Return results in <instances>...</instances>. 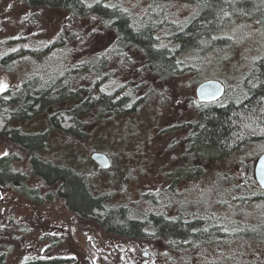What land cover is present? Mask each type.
<instances>
[{
	"label": "rangeland",
	"instance_id": "obj_1",
	"mask_svg": "<svg viewBox=\"0 0 264 264\" xmlns=\"http://www.w3.org/2000/svg\"><path fill=\"white\" fill-rule=\"evenodd\" d=\"M94 1L98 0L89 3ZM239 1L220 0L215 18L201 22L216 30L200 35L197 49L177 52L176 75L164 78L153 73L136 51L110 57L100 85L109 92L119 88V95L136 87L135 97L144 102L132 111L100 115L95 109L86 116L87 135L81 139L49 130L41 150L45 157L85 173L96 192L106 194L111 204L126 205L136 218L151 212L173 219L199 217L206 232H211L188 236L177 244L151 224L143 236L111 232L70 210L63 197L44 199L53 189L32 172L29 151L0 132V157L12 156L11 166L27 174L23 182L0 181L3 264H264V187L254 167L264 140H251L227 158L194 159L203 168L201 174L172 175L189 161L187 136L197 121L198 83L221 79L226 101L240 100L257 81L264 27L253 13H243ZM105 2L119 3L138 28L153 24V35L169 46L176 44L173 34L199 13L197 0ZM60 32L71 39L52 44ZM116 36L112 24L95 15L76 17L59 7L0 0V54L16 55L13 62L0 66V92L18 88L35 73L50 78L66 67H77L86 57L101 54ZM71 75L89 92L93 74L83 70ZM16 123L28 131L48 128L44 115ZM96 151L110 157L108 166L92 158ZM31 190L38 196H32Z\"/></svg>",
	"mask_w": 264,
	"mask_h": 264
},
{
	"label": "trees",
	"instance_id": "obj_2",
	"mask_svg": "<svg viewBox=\"0 0 264 264\" xmlns=\"http://www.w3.org/2000/svg\"><path fill=\"white\" fill-rule=\"evenodd\" d=\"M23 1L29 7L63 8L76 17L95 15L107 25L112 24L117 33L112 45L101 54H92L79 61L77 67H66L62 74L50 78L35 73L26 78L18 88L0 92V132L29 151L32 172L53 189L44 199L55 195L63 197L70 210L83 217L93 218L105 229L124 236H143L148 224L159 234H168L174 244L183 243L188 236L201 237L209 234L211 231L206 232L199 217L189 222L180 217L173 219L162 213L151 212L143 219L136 218L126 205L111 204L106 194L96 192L85 173L71 165L45 157L41 150L46 147L49 130H60L69 137L81 139L87 135L86 116L95 109L100 115L105 111H132L144 102L142 97H135L136 87L122 91L119 95V88L109 92L100 85L99 81L106 76L102 68L110 57L122 54L129 56V52L136 51L153 73L164 78L178 74V51L197 49L195 44L200 35L209 36V32H215V28L211 30L201 22L215 18L221 7L220 0H197L199 13L186 28L173 34V41L176 43L174 46L159 43L153 35V24H144L139 28L134 25L119 3L110 5L105 2L107 0L94 1L92 4L89 0ZM163 1L165 0H151L153 4ZM239 5L244 14L253 13L252 17L264 27V0H240ZM69 39L71 37L60 32L52 44H67ZM12 53L0 54V66L14 61L16 55L13 56ZM83 70L94 75L87 93L83 85H78L70 77L72 71ZM256 79V83L249 85L247 93L240 100L231 97L224 101L227 96L226 88L219 99L199 101L197 121L187 136L186 154L189 161L172 172L174 177L203 173L201 165L192 162L194 159L225 158L251 140H264V55L257 60ZM42 115L46 116L48 122V128L44 131H28L16 123ZM250 130H254V133ZM11 157H0V181L23 182L27 174L11 166ZM30 193L34 197L38 196L36 190H31ZM3 263L4 254L0 253V264Z\"/></svg>",
	"mask_w": 264,
	"mask_h": 264
},
{
	"label": "water",
	"instance_id": "obj_3",
	"mask_svg": "<svg viewBox=\"0 0 264 264\" xmlns=\"http://www.w3.org/2000/svg\"><path fill=\"white\" fill-rule=\"evenodd\" d=\"M225 89L226 85L221 79L208 78L198 83L196 94L201 101H213L222 97ZM92 158L102 166L110 164V157L105 152L96 151L92 154ZM256 176L261 185L264 186V152L257 160Z\"/></svg>",
	"mask_w": 264,
	"mask_h": 264
},
{
	"label": "flooded vegetation",
	"instance_id": "obj_4",
	"mask_svg": "<svg viewBox=\"0 0 264 264\" xmlns=\"http://www.w3.org/2000/svg\"><path fill=\"white\" fill-rule=\"evenodd\" d=\"M226 85V84H225ZM188 135H189V133H188ZM264 152V151H263ZM225 158H227V157H225ZM256 164H257V160H256V163H255V174H256ZM248 167L251 169V170H254V168L252 167V165L250 164V165H248ZM256 178H257V176H256ZM258 180V179H257ZM263 186V185H262ZM264 187V186H263ZM195 217H193V218H190V219H187L189 222H192V221H194L195 219H194Z\"/></svg>",
	"mask_w": 264,
	"mask_h": 264
}]
</instances>
